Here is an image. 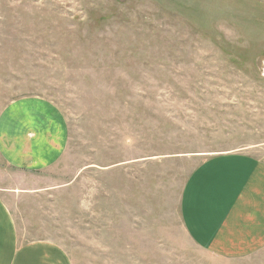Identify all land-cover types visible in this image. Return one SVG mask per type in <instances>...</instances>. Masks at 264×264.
Returning <instances> with one entry per match:
<instances>
[{"label":"rangeland","instance_id":"1","mask_svg":"<svg viewBox=\"0 0 264 264\" xmlns=\"http://www.w3.org/2000/svg\"><path fill=\"white\" fill-rule=\"evenodd\" d=\"M29 97L70 140L44 173L0 158L24 240L73 264H264L210 254L180 211L200 156L264 159V0H0V109Z\"/></svg>","mask_w":264,"mask_h":264},{"label":"crops","instance_id":"2","mask_svg":"<svg viewBox=\"0 0 264 264\" xmlns=\"http://www.w3.org/2000/svg\"><path fill=\"white\" fill-rule=\"evenodd\" d=\"M69 140L65 117L47 99L23 98L0 109V158L17 171L51 170L67 153ZM196 160L180 202L190 238L217 257L242 258L264 249V159L227 152ZM0 264L73 263L56 242L24 240L0 191Z\"/></svg>","mask_w":264,"mask_h":264}]
</instances>
